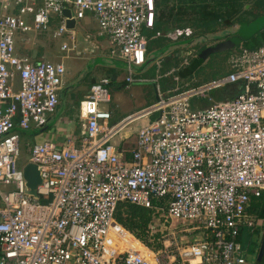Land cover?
I'll list each match as a JSON object with an SVG mask.
<instances>
[{
    "label": "built area",
    "instance_id": "obj_1",
    "mask_svg": "<svg viewBox=\"0 0 264 264\" xmlns=\"http://www.w3.org/2000/svg\"><path fill=\"white\" fill-rule=\"evenodd\" d=\"M66 9L74 22L94 17L109 57L126 66V83L147 61L143 32L154 28L156 0H0V264H165L160 251L115 220L121 202L155 209L169 222L162 249L174 253L167 264H252L242 237L262 221L250 205L264 191V44L232 55L227 74L158 92L154 106L118 123L106 108L110 79L100 78L80 103L77 136L27 146L26 163L36 165L41 180L34 196L26 163L18 164L19 132L48 124L65 67L19 57L17 34L48 32L57 17L53 37L67 39L60 50L69 53L76 46ZM192 35L185 27L162 37ZM232 85L243 90L207 107L192 103ZM153 114L121 140L131 145L122 150L129 160L121 157L113 138L136 117ZM190 234L199 237L184 236Z\"/></svg>",
    "mask_w": 264,
    "mask_h": 264
},
{
    "label": "rangeland",
    "instance_id": "obj_2",
    "mask_svg": "<svg viewBox=\"0 0 264 264\" xmlns=\"http://www.w3.org/2000/svg\"><path fill=\"white\" fill-rule=\"evenodd\" d=\"M256 13V12H255ZM258 16L248 19L246 22L240 25H234L229 28H220L219 31L213 33L193 37L192 39L185 40L180 39L177 42L166 40L163 45L157 44L152 40V50L148 54L149 62L143 67L141 73L138 68H134L132 71L134 82L125 84L124 79L126 76V66L117 59L108 57L107 50H99L96 52L99 59L88 58L85 60H79L72 58L68 53L60 52V45L67 39L52 38V27L48 32L38 34L29 32L25 34H17V53L23 54L27 52L24 50L29 47L31 49H38L45 56L43 59L47 62H59L62 61L65 67V76L71 84H76L81 77L88 72L94 65H101L98 67L103 71V74H94L95 78L99 76H107L105 70L113 69L117 75L115 81H111L107 87L111 102L106 106L107 110L113 114L111 123L121 120V118L127 115H138L141 111L154 106L157 103V94H172L175 88L183 90L185 88H196L201 86L210 80H213L219 76L227 74L231 71V56L239 54L243 47L251 48L257 46L264 39V13H257ZM83 27L88 31L97 30V22L95 19L85 20L82 22ZM191 29V28H190ZM194 32L195 29H191ZM144 36L148 39V32H143ZM238 35L240 44L236 45V39L231 38L233 35ZM160 36H165L163 32H159ZM153 36V35H152ZM229 38V39H227ZM238 40V41H239ZM147 40V44H148ZM224 42L225 50L213 53L206 59H199V52L209 46H214L216 43ZM242 46V47H241ZM101 48V47H100ZM178 54V57L172 58L171 62H166L168 56ZM99 60V61H98ZM98 61V62H97ZM100 73V72H99ZM88 83L85 81L84 83ZM70 95L72 108L70 113L72 118H76L78 112V100L77 94H82L81 88L74 89ZM236 85L229 86L227 88L214 90L208 93V98H195L192 103L195 107L210 106L212 102L222 101L224 96H234L238 93ZM243 90V89H242ZM240 92V91H239ZM72 97L73 100L70 98ZM67 98V99H68ZM209 98L211 99L209 101ZM65 100H62L59 109L56 110L50 117L49 127H44L35 131L19 132V166H22L27 162L28 153L27 146L36 143L39 135H44L47 131L52 129L61 118V106H65ZM155 118V114L136 117L131 121L124 129L120 131V135L132 134L141 126L142 121H151ZM49 128V129H48ZM49 134V133H48ZM264 193V191H263ZM1 208V205H0ZM177 225V224H175ZM169 225L161 224L160 229L164 231ZM171 226V225H170ZM178 226V225H177ZM176 232V230H174ZM164 239L170 238L166 230L164 232ZM189 239L197 238L199 235H184ZM183 236V240H185ZM176 238H180V235L175 233ZM264 219L260 222L257 221L254 230H245L242 237V244L245 249H248L247 260L248 262L255 263L258 251L261 245H264ZM160 251V252H159ZM158 258L162 263L167 264L169 257L174 253V249H160ZM155 252V251H154Z\"/></svg>",
    "mask_w": 264,
    "mask_h": 264
},
{
    "label": "trees",
    "instance_id": "obj_3",
    "mask_svg": "<svg viewBox=\"0 0 264 264\" xmlns=\"http://www.w3.org/2000/svg\"><path fill=\"white\" fill-rule=\"evenodd\" d=\"M156 20L154 28L148 35L147 52L152 50V40L159 46L169 39L155 38L152 35L163 32L166 35L176 28H191L193 37L219 31L220 28H229L246 22L250 18L257 17V13H264V0H156ZM256 12V13H255ZM236 45L241 42L238 35H233ZM229 39V38H227ZM239 40V41H238ZM264 44V39L255 47L245 48L253 50ZM200 53V52H199ZM115 74H110L112 79ZM240 93V92H238ZM237 93V94H238ZM264 200V193L259 199H252L250 212L257 218H262L260 206ZM160 201L153 200V204L159 205ZM115 220L136 239L151 250L157 252L162 249V236L165 232L160 229L164 223L160 212L155 209H147L135 206L128 202H121L115 210ZM129 241H132L129 238ZM256 264V262H255Z\"/></svg>",
    "mask_w": 264,
    "mask_h": 264
},
{
    "label": "crops",
    "instance_id": "obj_4",
    "mask_svg": "<svg viewBox=\"0 0 264 264\" xmlns=\"http://www.w3.org/2000/svg\"><path fill=\"white\" fill-rule=\"evenodd\" d=\"M90 18L93 19L94 17L88 14V15H86V17L83 20H81L79 22L75 21L74 22V26L72 28H67L66 27L67 29L72 30V32L74 33L75 46H76L74 50L70 51L67 54V57L69 55L71 56V54H72L73 55L72 58H76V59H79V60H85V59L91 58V59H94L96 61L97 59L100 58V56H98L96 54L97 51H99V50H107L108 51V48H107L108 47V40H107L106 37H99L98 36V26H97V30L96 31H88V30H86L83 27L82 22L85 21V20L88 21V20H90ZM58 26H59V19L57 17H53L52 18V22H51L52 30L55 31L58 28ZM65 26H66V24H65ZM150 31L151 30H148L146 32L150 33ZM157 34H159V33H157ZM157 34H154L151 39L157 38V37H155ZM51 36H52L53 39H56V38L53 37V32H52ZM159 37L163 38L162 36H159ZM59 40H61V39H59ZM68 44H69V46H71L70 39L68 40ZM17 46L18 45L16 44V54L19 57H26V58L30 59L32 62H34V63L47 62V61H45L43 59V57H45V56L42 54V52L40 50L31 49V48L27 47V48L24 49L27 52H25L23 54H20L19 52L17 53ZM59 49H60V47H59ZM60 52H62V51L60 50ZM148 54L149 53L147 52V61H146L145 65L147 64V62H149ZM174 56L178 57V54H175V55H172V56L171 55L168 56L166 62H171L173 60L172 58H174ZM108 57H109V55H108ZM53 63H62L63 64L62 61L53 62ZM144 66L138 68L139 73H141V71H142ZM98 67H102V66L101 65H94L92 67V69H90L88 72H85V74L81 77V79H79V81L76 82L77 85H79V87H76L75 83H74V85L71 84V82L68 81V79H66V77H63L62 89L59 92V103H58V106H57V109H56V110H58L59 106L61 105L62 100L64 101V99H66L65 100V106L62 105L61 108H60V110H61V118L58 120V123L52 129H50V131L48 130L47 133L44 134V135L43 134L39 135L37 137L38 139H37L36 142L39 143V142H43V141H52V142H55V143H62L65 139L73 138V137H75V136H77L79 134L80 128H79V125H78V116H79L80 103H81V101H83L84 97L87 95L90 86L94 82L98 81L100 78L108 77L110 79L109 73L110 74H115V76L112 79H110V83H111V81H115L117 79V75L113 71V69L105 70L107 76L103 75L101 77L99 76V78H95L94 74H97V75L98 74H103V71L100 68H98ZM127 75H128V72L126 71L125 79H126ZM125 79H124V83L125 84H130V83H126ZM85 81L88 83L87 85L84 84ZM236 86L238 88V90H237L238 92L242 90V88L239 85H236ZM76 88H81L83 93L80 94V95L77 94V99H79L78 100V112H77L76 118H72L70 116L71 113H70L69 109L72 108L73 103L71 104V100L68 97L73 91H75L74 89H76ZM165 95H167V94H165ZM231 97L232 96H230V97L229 96L228 97L224 96L222 100H226V99H229ZM70 98L73 100L72 97H70ZM112 116H113V114H112ZM128 116H130V115H127V116L121 118V120L125 119ZM121 120H118V121L113 122V123H118ZM143 122L144 121H142V123ZM49 123H50V119H49L48 124L45 126V128L49 127ZM120 131H119V133H120ZM135 132H133V133H135ZM119 133L113 138V141H114V143L116 145V150L120 154L121 157H124L125 159L129 160L130 156H129L128 152L127 153H122V150L124 148H126L128 150L131 147V145H124V144L121 143V140L124 137L130 136L131 134L120 135ZM250 263L255 264L253 262H250Z\"/></svg>",
    "mask_w": 264,
    "mask_h": 264
},
{
    "label": "water",
    "instance_id": "obj_5",
    "mask_svg": "<svg viewBox=\"0 0 264 264\" xmlns=\"http://www.w3.org/2000/svg\"><path fill=\"white\" fill-rule=\"evenodd\" d=\"M66 18V27L72 28L74 26V20L71 19V14L69 10H64L62 13ZM225 43L219 42L214 46H209L200 51L198 57L199 59H206L209 55L219 52L221 50H225ZM94 82V81H93ZM92 82V83H93ZM23 175L27 183V187L29 189V194L36 196V187L41 182L39 172L37 170L36 165L32 163H26L23 167ZM260 211L262 218L264 219V200L261 203ZM264 244V243H263ZM256 264H264V245H261L260 250L258 251V255L256 257Z\"/></svg>",
    "mask_w": 264,
    "mask_h": 264
},
{
    "label": "flooded vegetation",
    "instance_id": "obj_6",
    "mask_svg": "<svg viewBox=\"0 0 264 264\" xmlns=\"http://www.w3.org/2000/svg\"><path fill=\"white\" fill-rule=\"evenodd\" d=\"M242 47V46H241Z\"/></svg>",
    "mask_w": 264,
    "mask_h": 264
}]
</instances>
